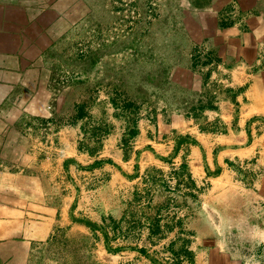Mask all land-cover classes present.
Wrapping results in <instances>:
<instances>
[{
	"label": "rangeland",
	"instance_id": "obj_1",
	"mask_svg": "<svg viewBox=\"0 0 264 264\" xmlns=\"http://www.w3.org/2000/svg\"><path fill=\"white\" fill-rule=\"evenodd\" d=\"M208 1L87 0L49 48L59 213L30 264H264V109L198 39Z\"/></svg>",
	"mask_w": 264,
	"mask_h": 264
},
{
	"label": "crops",
	"instance_id": "obj_2",
	"mask_svg": "<svg viewBox=\"0 0 264 264\" xmlns=\"http://www.w3.org/2000/svg\"><path fill=\"white\" fill-rule=\"evenodd\" d=\"M205 5L206 27L198 39H209L240 84L252 82L249 93L262 111L264 0ZM89 12L87 0H0V264L32 263L34 249L54 229L59 209L45 185L51 162L33 146L32 132L34 122L52 115L48 50ZM248 70L263 75L250 76Z\"/></svg>",
	"mask_w": 264,
	"mask_h": 264
},
{
	"label": "built area",
	"instance_id": "obj_3",
	"mask_svg": "<svg viewBox=\"0 0 264 264\" xmlns=\"http://www.w3.org/2000/svg\"><path fill=\"white\" fill-rule=\"evenodd\" d=\"M49 108H51V106H49Z\"/></svg>",
	"mask_w": 264,
	"mask_h": 264
}]
</instances>
